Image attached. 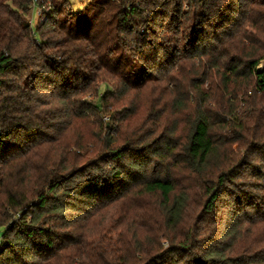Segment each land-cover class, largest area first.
<instances>
[{
  "label": "trees",
  "instance_id": "trees-1",
  "mask_svg": "<svg viewBox=\"0 0 264 264\" xmlns=\"http://www.w3.org/2000/svg\"><path fill=\"white\" fill-rule=\"evenodd\" d=\"M86 1L0 0V264H264V0Z\"/></svg>",
  "mask_w": 264,
  "mask_h": 264
},
{
  "label": "rangeland",
  "instance_id": "rangeland-1",
  "mask_svg": "<svg viewBox=\"0 0 264 264\" xmlns=\"http://www.w3.org/2000/svg\"><path fill=\"white\" fill-rule=\"evenodd\" d=\"M31 1L34 3V0H31ZM69 1L72 3V5H73V7H74L75 10L82 9L86 5V3H87L86 0H69ZM38 8H36L34 12L32 11L30 13V16H29V18L32 19L33 26L36 25L35 19H38V22L39 23L43 20V15H38V11H37ZM40 9H41L42 14H43V11H45L46 7L44 6V7L40 8ZM263 68H264V64L261 63L258 66V69L259 70H262ZM108 121H109V118L108 117H105L103 119V122H108ZM4 231H5V228L4 227H0V240H1V237H2V235L4 233ZM162 245H163L164 248H166L168 246V243L166 241H162Z\"/></svg>",
  "mask_w": 264,
  "mask_h": 264
},
{
  "label": "built area",
  "instance_id": "built-area-1",
  "mask_svg": "<svg viewBox=\"0 0 264 264\" xmlns=\"http://www.w3.org/2000/svg\"><path fill=\"white\" fill-rule=\"evenodd\" d=\"M34 3H37V0H34ZM37 11H38V15H43L40 7L37 9ZM43 13H44V11H43ZM0 133H1V131H0Z\"/></svg>",
  "mask_w": 264,
  "mask_h": 264
}]
</instances>
